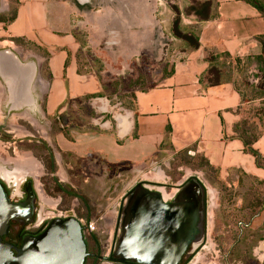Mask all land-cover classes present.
Returning <instances> with one entry per match:
<instances>
[{"label":"crops","instance_id":"obj_1","mask_svg":"<svg viewBox=\"0 0 264 264\" xmlns=\"http://www.w3.org/2000/svg\"><path fill=\"white\" fill-rule=\"evenodd\" d=\"M14 1L16 18L7 32L43 52L13 42L17 62L15 56L12 59L22 71L15 73L13 80L0 78L6 108H13L8 113L28 111L36 119L39 101L45 96L44 111L55 116L71 100L105 95L86 100L97 121L104 120L91 130L70 131V139L60 134L61 152L83 159L95 156L111 166H141L161 152L189 150L215 169H237L264 181V134L253 146L261 164L235 132V126L247 120L242 112L243 98L236 88L241 70L237 61L244 66L246 57L259 56L262 51L264 16L256 8L238 0H212L215 18L198 21L185 15L192 3L185 10L179 6L182 18L199 24L200 47L173 65L172 74L162 76L158 85L132 91V99L113 95L104 88L100 75L126 80L131 61L149 56V41L159 26L155 0ZM209 54L232 67L231 82L207 85ZM126 100L132 101L134 110L122 105ZM263 215L255 222L259 228L264 224Z\"/></svg>","mask_w":264,"mask_h":264},{"label":"rangeland","instance_id":"obj_2","mask_svg":"<svg viewBox=\"0 0 264 264\" xmlns=\"http://www.w3.org/2000/svg\"><path fill=\"white\" fill-rule=\"evenodd\" d=\"M155 1L158 4L156 18L159 26L157 35L149 41V56L132 60L131 72L126 76V81H134L143 75L145 86L149 88L158 85L161 77L168 74L173 65L188 56L187 48L170 33L174 20L172 6L177 5L185 10L187 4L194 0ZM16 11L15 1L0 0V49L16 50L13 43L16 39L7 32L9 21ZM195 22L192 18L183 17L185 26L199 27ZM25 43V48L43 52L35 44ZM99 59L97 58L98 63ZM45 73L47 74L46 70ZM239 75L236 85L244 98L243 116L249 123H256L258 130L252 133L261 137L264 134V114L258 112L262 105L259 100H253L250 86L264 82L257 79L259 74L254 64L249 65L247 61ZM136 90H140V87L132 90L125 87L122 93L130 96L132 91ZM36 94H40L38 88ZM108 94L110 95L109 92ZM44 98L45 96L39 101L36 119L28 111L12 115L5 112L7 96L0 85V168L12 182L20 185L21 181L29 179L35 187L42 190L44 197H40L37 192L36 204L42 221L49 222L72 215L95 221L99 228L98 238L105 241L118 226L119 212L123 207L125 195L140 182L153 190H160L163 196L168 198L164 187L170 186L174 193L178 189L176 185L188 179H195L206 193L205 230L204 240L189 264H258L264 259L259 251V243L264 241V224L260 228L255 224L264 214V181L237 169L227 172L215 169L207 165V160L201 155L187 151L161 152L141 166H111L95 156L83 159L61 152L58 145L60 134H70L73 130H91L104 118L97 121L95 110L85 99L71 100L60 115L48 116L44 111ZM117 101L118 98L115 103ZM128 103L132 101L126 100V104ZM260 117H263V121L259 120ZM94 119L96 120L93 121ZM45 144L53 151L56 174H52L44 166L49 158ZM56 178L76 195L89 200L90 217L86 216V209L79 199L69 197L57 189L54 181ZM209 191L214 197L212 202ZM262 218L264 219V215Z\"/></svg>","mask_w":264,"mask_h":264},{"label":"flooded vegetation","instance_id":"obj_3","mask_svg":"<svg viewBox=\"0 0 264 264\" xmlns=\"http://www.w3.org/2000/svg\"><path fill=\"white\" fill-rule=\"evenodd\" d=\"M14 53L15 49L13 48L0 49V62H2L1 64L3 66V70H1L2 66L0 67V78L4 77L5 80L11 78L10 80H13L14 74L22 71L14 64V60L12 59ZM11 108L12 106L9 105L5 112L8 113L13 109ZM1 170L4 172L2 168ZM4 175L6 180L0 173V183L8 197L9 205L15 209L21 206L27 207L24 210L17 209L16 212L0 210V264H13L14 260L20 256V252L23 250L26 243L41 237L50 228L51 221L44 222L40 219V213L36 207L37 189L31 180L24 179L19 185L18 183L12 182L11 179L6 176L5 172ZM193 182H197L199 185L197 180L188 179L182 184L176 185L178 189H176L174 193L170 186L164 187L163 189L168 198H165V196L159 192L162 200L166 205L173 204L184 189L194 185L192 184ZM10 184H12L11 187ZM31 190L34 192V197L30 193ZM132 192L133 191H130L125 195L122 201L123 203L131 196ZM203 202L204 207H206V194L203 198ZM187 212V223L180 227V232L176 235L173 233L156 234V239L153 234L143 232L142 229L149 226L147 224L131 225L134 229L132 233L123 229L120 223L122 209L119 212L118 218L120 220L118 219V226L112 235L109 236V239L105 241L98 238L99 228L95 232L89 233L85 228L81 227L87 250V258L84 264H143L142 262H155L157 260L154 256L149 255L150 252L145 250L146 247L153 244V241L161 243L162 246H166L167 244L169 248L178 247L176 251H171L175 254H179L180 246L186 244V248L176 264H189L195 257L196 249L200 246L202 240H204V233L203 236L202 234L201 236L199 235L200 239L197 241L194 232L196 230L195 217L189 214V209ZM124 237H128L132 244L137 245L139 251L132 249L119 251L120 241ZM259 251L262 252V257H264V241L259 243ZM141 254L143 255L140 256ZM258 264H264V259L260 260Z\"/></svg>","mask_w":264,"mask_h":264},{"label":"water","instance_id":"obj_4","mask_svg":"<svg viewBox=\"0 0 264 264\" xmlns=\"http://www.w3.org/2000/svg\"><path fill=\"white\" fill-rule=\"evenodd\" d=\"M192 184L194 185L181 192L173 204L166 205L158 190H153L145 183L140 182L132 190L131 196L123 203L120 221L122 228L132 233L134 229L131 225L147 224L149 226L143 228V232L151 233L154 237L156 234L173 233L176 235L180 232V227L187 223V211L189 209V214L195 217L196 230L194 232L196 240L199 241L201 234L203 236L204 233L205 207L203 198L206 193L200 183L199 185L197 182ZM30 193L34 197L32 190ZM26 208V206H21L17 209L24 210ZM17 209L9 205L8 197L0 183V210L16 212ZM50 224V228L41 237L26 243L20 252V256L14 260L13 264L85 263L87 250L79 222L75 218H58L52 220ZM120 242L119 251L127 249L139 251L138 246L132 244L128 237L122 238ZM185 245L180 246L179 254H175L171 251H176L178 247L169 248L167 244L162 246L161 243L153 241V244L146 247L145 250L149 251V255H153L157 261L142 263L176 264L186 248Z\"/></svg>","mask_w":264,"mask_h":264},{"label":"trees","instance_id":"obj_5","mask_svg":"<svg viewBox=\"0 0 264 264\" xmlns=\"http://www.w3.org/2000/svg\"><path fill=\"white\" fill-rule=\"evenodd\" d=\"M14 1V0H12ZM243 1L252 7L256 8L259 13H261L264 16V1L263 0H238ZM172 12L174 14V20L170 28L171 36L176 39L177 41L181 42L188 50V52L197 50L200 47L199 43V33L196 31V28L194 27H188L183 24V18H182V12L180 11L179 6L175 5L172 6ZM185 15L187 17H195L198 21H210L215 18L214 12H213V2L212 0L209 1H202V0H194L190 7H188L185 10ZM16 18V13L13 15L11 20L9 21V24L12 23ZM15 43L26 47L25 41L16 39L14 40ZM260 43L262 46V51L259 56L254 57H246V61L248 64H256L257 66V72L258 76L257 79L259 81L264 82V36L260 38ZM227 57V55H226ZM206 61L209 63V68L206 72L205 80L207 82V85L209 87H214L221 85L222 83L231 82L233 79V69L230 65L227 63L220 62V57L217 55L209 54L206 58ZM238 67L242 70L243 64L241 60L237 61ZM102 71V69H101ZM172 71L168 73V75H171ZM100 79L103 81L104 88L108 90H111L113 95L119 94L120 97H129L132 99L134 98V93H131L130 96L125 95L122 93V90L125 89V87L129 90H132L134 88L140 87L141 91H146L147 87L145 86V78L143 75H140L136 80L134 81H126L124 78H114V79H104L100 75ZM144 86V87H143ZM237 91L241 94L243 98V94L241 90L236 85ZM250 88L252 89V93L254 95L253 100L257 101L259 100L262 107L258 109V112L261 114H264V84L258 83L251 85ZM113 95H109L108 99L113 103ZM105 95H96L93 97H87L86 100H89L90 98L95 97H104ZM244 99V98H243ZM125 108L134 110L135 107L133 103L128 104H122ZM261 118V117H260ZM108 120V117H106ZM260 121H263V117L259 119ZM254 130H258L256 123H249L248 121H243L242 123L235 126V132L237 133V136L243 141L245 146L247 147V150L257 158V161L260 162L261 156L259 153H257L253 146L256 144V142L259 140L260 135L259 134H253L252 132ZM64 135L66 138L70 139V134L67 132H64ZM45 150L49 153V158L47 164H45V168L49 170L52 174H56L57 172V166L55 162V158L53 155L52 149L45 144ZM187 153H191L189 150ZM207 165L211 166L210 163L205 161ZM57 189L60 192H63L64 194L68 195L72 198H77L81 201L83 206L86 209V216L90 217L91 214V206L89 203V200L86 197H82L79 195H76L73 191L69 190L67 187L59 183L58 179H54Z\"/></svg>","mask_w":264,"mask_h":264},{"label":"built area","instance_id":"obj_6","mask_svg":"<svg viewBox=\"0 0 264 264\" xmlns=\"http://www.w3.org/2000/svg\"><path fill=\"white\" fill-rule=\"evenodd\" d=\"M68 218H75L79 222L81 227L85 228L87 230V232H89V233L95 232L98 229L97 222H95V221H87V220H84L82 218H77L75 215L63 216L60 219H68Z\"/></svg>","mask_w":264,"mask_h":264},{"label":"bare ground","instance_id":"obj_7","mask_svg":"<svg viewBox=\"0 0 264 264\" xmlns=\"http://www.w3.org/2000/svg\"><path fill=\"white\" fill-rule=\"evenodd\" d=\"M0 173H1V175H2V177L6 180V177H5V175H4V172L1 170V168H0ZM34 179H36L35 177H34ZM36 189H37V192H38V194L40 195V197H44V194L42 193V190H40L39 188H37V186H36ZM159 192H160V190H158ZM163 192V191H162ZM161 193V192H160ZM209 195L211 196L210 197V202H212L213 200H214V197H213V195H211V191H209ZM49 205V204H48ZM213 206V205H212Z\"/></svg>","mask_w":264,"mask_h":264}]
</instances>
